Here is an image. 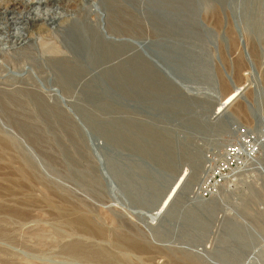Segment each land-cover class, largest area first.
Masks as SVG:
<instances>
[{"label": "rangeland", "instance_id": "obj_1", "mask_svg": "<svg viewBox=\"0 0 264 264\" xmlns=\"http://www.w3.org/2000/svg\"><path fill=\"white\" fill-rule=\"evenodd\" d=\"M172 3L0 0V134L18 142L0 146V209L7 207L0 210V264H264V0H206L199 25L172 13ZM138 37H182L192 53L206 51L219 100L243 87L224 107L228 122L190 131L106 97L105 80L125 90L139 83L134 70L160 76L135 47ZM152 86L145 82L144 91ZM167 87L181 92L171 81L155 91ZM204 99L205 107L215 100ZM247 137L259 144L252 154L243 150ZM105 146L136 160L108 167ZM143 162L184 174L156 218L141 194L157 198L162 187L145 180ZM118 189L138 195L127 192V205ZM198 197L205 200L197 211L184 207ZM169 213H178L182 226L170 236L162 227ZM77 214L103 236L62 223ZM230 223L234 234L219 238ZM130 240L147 248L128 250ZM179 242L196 259L178 251Z\"/></svg>", "mask_w": 264, "mask_h": 264}, {"label": "water", "instance_id": "obj_2", "mask_svg": "<svg viewBox=\"0 0 264 264\" xmlns=\"http://www.w3.org/2000/svg\"><path fill=\"white\" fill-rule=\"evenodd\" d=\"M172 1L173 7L176 9L172 10V13L178 14L179 16L181 14H184L187 17L188 22L199 25L198 23L200 14L203 10L206 0ZM237 16L241 18L242 15L240 14ZM199 27L202 28L201 26ZM181 40L182 37L177 38L176 41H167V39L164 37L154 39H149L148 37L135 38V47L143 56H146L149 61L152 62L160 76L158 78H154V74L151 72L141 76L139 71L134 70L132 72V77L139 80V83L137 84V87L130 88L128 85H126L127 87L125 88L123 86L125 90H123V88H119L118 84L117 87H112L105 80V96L109 97L110 99L117 100L120 103H125L133 109H136L142 113H146L152 118H161L168 122L179 124L180 126L190 131L209 130V128H211L213 124H216V122L221 123L222 125L226 124L228 122V119L226 113L224 112V108L215 111L216 106L221 99L219 100L213 92L214 84L212 79L211 63L208 54L203 49H196L198 51L192 53L190 51V47L192 46V44H190V42L183 43ZM240 40L241 43H243L242 38H240ZM173 42L174 45L172 44ZM138 60L139 58L137 57L134 63L138 62ZM115 76L116 75H114L113 77L115 78ZM149 80H153L152 87L155 89L144 91V83L149 82ZM168 81L176 84V87H178L181 92L177 93L175 89L172 90L171 87H167V90L165 92L155 91L159 89L164 82ZM234 87L236 86H232L229 91L234 89ZM242 90L243 87L241 86L239 91L236 93V97L241 96ZM125 92H128L133 96L131 102L127 101L124 98V95L122 93ZM204 98L215 100L212 103L208 104V107H205L206 100ZM256 122L259 125L260 120L256 118ZM88 138L89 140H93L96 138V136L95 134H92L89 135ZM103 153H105V163L108 167H111L115 164L121 165L123 160L126 159L136 160V158H130L128 156L127 158L123 154L114 151L111 146H105V148L103 149ZM140 166L142 172L147 175L144 176L146 177L145 180L154 182L156 181L162 187V193L157 198L151 197V195H149L147 191L141 194L142 200L144 202L146 201V203L148 202V216L150 218H156L160 214V211L163 208L167 207L170 202H172V199L178 191V188H180L183 182L184 174L182 175L181 179L177 180L180 172L176 171V174L170 175L148 162H143L140 164ZM120 168H122V166H120ZM107 185L110 190L113 188V184L111 182H108ZM173 185L175 186L172 189L170 196L168 197L164 205L161 206L164 198L167 196ZM118 190L120 197L124 196L122 200L127 205L128 203L125 200V195L127 196V192L136 196L138 195L134 191L124 192V190ZM198 198L199 199H196V202L192 205L188 202H185L183 204L184 207L186 206L193 211H197V207L200 202L205 200L201 197ZM157 209H159V212L156 214V216L153 217L152 215ZM174 214L175 213H169V216L163 218L162 220V227L164 228V232L167 235H169V233L171 234V231L178 227L182 229V226H180L179 223L180 215L177 213L174 216ZM234 228V224L230 223V229L222 230L218 235L219 238L221 236L234 234ZM244 232L245 234H247L246 229ZM179 244H181V249H177L178 251H180L184 255L186 254L187 256L196 259V255L191 252L188 245L186 246L183 242H179ZM190 245L195 246L193 244ZM158 250L159 249H156V252ZM159 252L165 255L166 250L161 249V251ZM246 263H249V261H246V258L239 259L237 261V264Z\"/></svg>", "mask_w": 264, "mask_h": 264}, {"label": "bare ground", "instance_id": "obj_3", "mask_svg": "<svg viewBox=\"0 0 264 264\" xmlns=\"http://www.w3.org/2000/svg\"><path fill=\"white\" fill-rule=\"evenodd\" d=\"M31 5V4H30ZM33 5V4H32ZM30 8V7H29ZM28 8V9H29ZM19 13H21V12H18V14ZM214 14V13H213ZM241 87L240 86H236V87H234V89H232L221 101H219L218 102V104H217V106H216V110L215 111H218V110H220V109H223L225 106H226V104H229L231 101H233L235 98H236V93L239 91V89H240ZM6 113V112H5ZM17 143L18 142H16V140L11 136V135H9V134H5V133H1L0 134V146L3 148V149H9V148H12V147H14V148H17ZM250 148H253V149H257V145H259L256 141H252V142H249L248 144H247ZM13 149V148H12ZM11 149V150H12ZM14 151V150H13ZM5 152V151H4ZM3 152V153H4ZM6 153V152H5ZM13 154V153H12ZM6 156H7V154H5ZM1 156V155H0ZM13 156V155H12ZM11 156V157H12ZM5 157V156H4ZM14 158H15V156H14ZM5 159V158H4ZM17 159V158H16ZM13 160V159H12ZM13 161H15V159L13 160ZM13 161H11V162H13ZM19 161V160H18ZM18 161H17V164H18ZM23 164H25L26 166H27V164L29 165V166H31L29 163H28V161L25 159V158H23V162H22ZM19 165V164H18ZM21 165H19V167H20ZM19 170V169H18ZM22 172L24 171L23 169L21 170ZM28 175H29V173H27ZM23 175H24V173H23ZM182 175H183V173H181V175H180V177H178L177 178V180H179V179H181V177H182ZM176 184V183H175ZM175 186V185H174ZM174 186H173V188H174ZM172 188V189H173ZM172 189H170V191H169V193L167 194V196H166V200H165V202L167 201V199H168V197L170 196V193H171V191H172ZM165 202H163V204L162 205H164V203ZM161 205V206H162ZM1 207V206H0ZM7 208V207H5V205H3L2 206V208ZM9 207V206H8ZM2 208L0 209V210H2ZM11 209V208H10ZM8 210H9V208H8ZM12 210V209H11ZM11 210L9 211L10 213H11ZM14 210V209H13ZM3 211V210H2ZM6 211V210H5ZM15 211V210H14ZM8 212V211H7ZM18 212V211H17ZM16 212V213H17ZM159 212V209H157L156 211H155V215L157 214ZM1 213H3V212H1ZM10 213H6L7 215H9ZM13 213V212H12ZM15 214V213H14ZM13 214V215H14ZM22 214V213H21ZM20 214V215H21ZM154 214L152 215L153 217H154ZM6 215V216H7ZM11 215V214H10ZM9 215V216H10ZM12 215V216H13ZM16 215H18V213L17 214H15L14 216H16ZM8 216V217H9ZM11 216V217H12ZM23 216V215H22ZM17 217V216H16ZM19 218H20V216H18ZM61 222V221H60ZM69 230H73L74 232L75 231H80V232H83V233H86V234H89V235H92V236H98V237H101V236H103V230L101 229V228H99L98 226H96L95 228L93 227H91L92 226V220L89 218V217H87V216H85V215H83V214H77V215H71V216H66L65 218H64V220H63V222H62ZM112 244L114 245V246H120L121 248L123 247V245L121 244V242L117 239V238H112ZM124 248V247H123ZM126 248L128 249V250H132V251H135V252H141V251H143V250H145L147 247L145 246V245H142V244H139V243H137V242H134L133 240H130V242H128L127 243V245H126ZM148 251V250H147ZM174 257V256H173ZM171 260H177V256H176V259H171ZM179 260V259H178ZM182 261V260H181ZM180 261V262H181ZM246 261H249V263H251V262H253L252 260H246ZM172 261H170V263H171ZM184 262V261H183ZM186 262H188V263H190V261L189 260H187ZM185 263V262H184ZM188 263H186V264H188ZM190 264H194V263H190Z\"/></svg>", "mask_w": 264, "mask_h": 264}, {"label": "built area", "instance_id": "obj_4", "mask_svg": "<svg viewBox=\"0 0 264 264\" xmlns=\"http://www.w3.org/2000/svg\"><path fill=\"white\" fill-rule=\"evenodd\" d=\"M259 134H260L261 137H264V126L260 127ZM250 138H251V137H250ZM250 138L247 137V138L244 140V143H243V150H244V152H246L247 154H252V153L255 151V149L250 148V147L247 145L249 142H252V141L250 140Z\"/></svg>", "mask_w": 264, "mask_h": 264}]
</instances>
